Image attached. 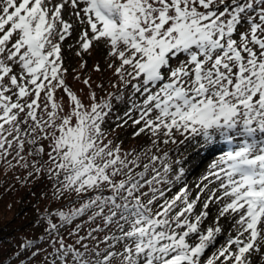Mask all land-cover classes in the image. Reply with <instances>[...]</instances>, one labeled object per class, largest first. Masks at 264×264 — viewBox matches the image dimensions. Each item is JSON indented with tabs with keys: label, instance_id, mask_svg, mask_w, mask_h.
Listing matches in <instances>:
<instances>
[{
	"label": "snow or ice",
	"instance_id": "obj_1",
	"mask_svg": "<svg viewBox=\"0 0 264 264\" xmlns=\"http://www.w3.org/2000/svg\"><path fill=\"white\" fill-rule=\"evenodd\" d=\"M101 43L107 86L83 75ZM189 146L227 150L189 184ZM9 173L57 206L0 264H264V0H0Z\"/></svg>",
	"mask_w": 264,
	"mask_h": 264
},
{
	"label": "rangeland",
	"instance_id": "obj_2",
	"mask_svg": "<svg viewBox=\"0 0 264 264\" xmlns=\"http://www.w3.org/2000/svg\"><path fill=\"white\" fill-rule=\"evenodd\" d=\"M65 18H67V13H65ZM73 21L75 18H72ZM81 25L76 24L74 26L73 34L72 36L66 40V42L63 45V55H64V67L68 69V76H67V83L70 87L73 88V90H76L80 87H83L79 82L75 81L73 79V76L75 73L73 72V69H79L80 64V58L75 55V50L72 51L68 50L69 44H74L77 38V35L79 34V31L81 29ZM84 60L87 61V68L85 69L83 75H91L92 79L95 84L103 83L105 86H107L109 78H111L112 73L107 68V62H106V49L103 45V43L96 45L93 47L91 54H85L83 57ZM99 64L101 66L102 71L101 72H95L93 71V66L95 64ZM83 78V76H82ZM87 91V89H85ZM102 94V93H100ZM118 112H122L123 108L118 107ZM132 131L133 129L128 128L126 130H121L119 140H123L124 144L123 147L125 149L128 148H139L146 147L148 140L147 137L141 136L138 138L133 139L132 137ZM119 140L117 142H119ZM216 157L206 161L204 163L203 168L197 171L195 175L191 177V179L188 181L189 184H192L200 179V177L208 170L209 165L212 163ZM197 157L188 165L191 166L193 163L197 162ZM31 185L22 187L19 183L15 182L12 179V174L9 173L7 176L0 174V212L6 211L11 209L12 206L16 205L20 197L23 195V193L26 191L27 188H29ZM34 191H37L39 193L40 200L38 203L34 205L35 210L38 209H44L45 207H49L51 205H48L45 199L41 196L42 192H48L50 191V185L47 184L45 180H40L39 183L34 186ZM29 197H32L31 193H29ZM216 213V208L213 206L211 208V215L214 216ZM77 223L79 221H76ZM210 222V220H209ZM42 229V227L35 226L34 224L31 225L30 229L26 231V234H31L34 232V230ZM227 234V230H226ZM221 243H223V240H221ZM211 253H209L210 255ZM12 264H15V261H13Z\"/></svg>",
	"mask_w": 264,
	"mask_h": 264
},
{
	"label": "trees",
	"instance_id": "obj_3",
	"mask_svg": "<svg viewBox=\"0 0 264 264\" xmlns=\"http://www.w3.org/2000/svg\"><path fill=\"white\" fill-rule=\"evenodd\" d=\"M227 150L226 147H219L212 151H200L199 154H196L195 146H189L187 149L182 148L181 153L188 157V164L191 163L196 157L197 162L193 163L191 166H188L187 181L191 179L193 175L197 173L198 170L203 168L204 163L214 157H218L221 151ZM40 181V180H39ZM39 181L31 185L23 195L20 197L16 205L12 206L11 209L0 212V241H2V246L5 249L4 257L8 256V251L11 246L19 242V239H23L26 235V231L30 229L31 225H37V220L39 219V212L35 210L34 205L39 202L40 197L37 191H34V186H36ZM31 193L32 197H29ZM35 193V195H33ZM57 205L53 204L50 207H56ZM43 211V209H39ZM43 229L34 230L33 233L27 234L31 237H38L41 235ZM63 231V230H62ZM2 258V257H0ZM15 261V258H12L11 264Z\"/></svg>",
	"mask_w": 264,
	"mask_h": 264
}]
</instances>
